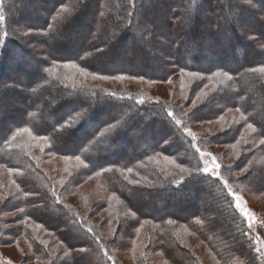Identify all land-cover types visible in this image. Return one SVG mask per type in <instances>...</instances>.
I'll return each mask as SVG.
<instances>
[{
  "label": "trees",
  "instance_id": "1",
  "mask_svg": "<svg viewBox=\"0 0 264 264\" xmlns=\"http://www.w3.org/2000/svg\"><path fill=\"white\" fill-rule=\"evenodd\" d=\"M87 1H50L51 16L43 24L52 63H72L96 77L175 82L169 101L127 91L93 93L78 86L67 90V96L53 91L52 85L38 88L45 77L39 74L33 87L26 85L21 94L16 91L18 82L13 84L8 75L19 69L27 77L31 74L23 60L28 52L18 46L21 59L7 67L4 60L10 50L6 45L0 49V105L7 107L15 100L31 108L18 110L23 120L12 119L0 132V169L8 173L5 180L0 178V196L7 184L18 190L1 204L0 223L11 214L6 221L15 226L5 233L19 248L20 240L27 245L22 263L207 264L196 254L193 237L218 264L254 263L252 231L234 209L222 181L196 171L203 162L193 145L202 152L220 147L221 177L257 199L264 196V73L259 70L264 66V14L252 8L262 9L264 0H235L232 6L228 0L227 5L219 0H135L133 5L129 0L122 5L106 0L109 4L101 11L104 1H99L92 11L97 29L79 42L82 51L57 52L60 41L55 39L77 26ZM187 4L201 10L189 17L188 26L182 22ZM223 7L243 13L250 27L243 30V20L236 21L234 12L232 21L223 23ZM11 29L22 40L19 26L11 24ZM233 29L239 31L238 44L228 42L237 39ZM120 61L124 66H115ZM34 66L40 72V64ZM7 94L16 97L9 100ZM141 99L145 103H138ZM68 122L71 128L64 127ZM87 123L94 128L83 134ZM113 124L114 131H105ZM188 125H206L208 134L196 133L193 142ZM24 126L32 134L13 140L14 131ZM40 136L48 146L43 151L37 143L31 146L28 138ZM46 154L63 161L79 156L83 164L77 161L66 172L45 169ZM165 157L194 174L184 173V182L177 185L173 180L180 179L179 169ZM88 183L95 189L81 190ZM0 246L7 245L0 240Z\"/></svg>",
  "mask_w": 264,
  "mask_h": 264
},
{
  "label": "rangeland",
  "instance_id": "2",
  "mask_svg": "<svg viewBox=\"0 0 264 264\" xmlns=\"http://www.w3.org/2000/svg\"><path fill=\"white\" fill-rule=\"evenodd\" d=\"M50 1L51 0H0V16L4 17V20H0V49L4 48V46L6 45L5 47L8 49L7 51L9 52L10 50L9 55L4 60L5 63L7 62L6 66L8 67L11 64V62H13L14 60L21 59L18 53L20 52L18 46L21 49H25L28 52V55H24V56L22 55V56L25 57L23 58V60L25 61L24 66L31 70V74H29V76L27 77L25 73L23 72V70L19 69L17 70L18 72H15L14 74L11 72L8 75L9 79L11 80L13 84L15 83L17 84L18 82V85L20 86V88L18 86L16 87L17 89L16 91L18 93L22 94L24 90L26 89V85L30 86V88L33 87L32 84L34 85L33 82L35 81L36 75L40 74L43 76L44 74L45 77L44 78L41 77L40 80L38 81V84H37L38 88L45 87L47 85H52L53 91L55 90L57 92L59 91L61 94H66L67 96H69V94L66 93L67 90H72L74 86H78L80 88L88 89L89 91H92L93 93H99L100 91H104L107 94L108 93L115 94L116 91H121V93L127 91L129 93H138V95H141L142 97L144 96L147 99H152L153 101L162 100V99L165 101H169V98H170L169 90L170 88H172V86H174L173 85V83L175 82L174 80H171V83H172L171 85L170 84L163 85V84H159L156 82L144 83V81L143 82L134 81L132 79L129 80L126 78L124 79H100L99 77H97L93 79V76L83 75L77 72L76 69L74 68L65 67V65H72V63H63L60 66L57 65V63H54V62L52 63V61L50 60L49 57H47V54H46V51L50 49V45L47 42L48 41L47 30H46L47 27L45 28L46 25L44 26L43 24V22L49 19L50 18L49 16H51V13L49 10L51 6ZM55 1H58V0H55ZM99 1L100 3L104 1V3L102 2L99 7L100 11H101V8H103L106 4H109V2L107 3L108 0L107 1L106 0L87 1L85 4L86 5L84 9L85 11L81 10V12H79L78 14L79 17L81 16V20L79 21L77 26L75 25V27L67 31L66 34L62 35L61 37H57L55 39L56 42H58V40L60 41L58 46L55 47L56 48L55 50L58 49L57 52L65 55L66 53H69V52L77 53L79 49L82 51L83 48L81 44L79 45V42H82L83 40H87L88 39L87 37L88 36L90 37L89 34H91V30L97 29V27H95L96 26L95 22H93L96 14L93 13L92 11L94 10V7L96 4L99 5ZM129 1L131 5H133L135 2V0H129ZM195 1L196 0H190L191 3L192 2L195 3ZM219 1L222 3V5H225V4L227 5L225 0H219ZM228 1H229L228 4L230 6H232L233 3L235 2V0H228ZM116 3L122 5L123 0H117ZM252 8L264 14V2L262 4V9L261 8L259 9L256 6L255 7L252 6ZM232 10L233 9L231 8L223 9V12H222L223 13V16H222L223 23L232 21L233 19L232 14L234 12ZM199 12H201V10H198V8L187 4L185 14L183 15V18L185 21H182V22H184L185 25L188 26L187 21L189 20V17H195L196 14ZM239 13L240 12L238 11L234 12L235 14L234 19L237 18L236 21L239 20L238 18L243 20L242 29L247 30V28L250 27L251 22L249 21V23L245 24L243 13H240V14ZM202 15L203 14H200V16ZM11 24H15L16 26H19V30L20 29L22 30L21 31V35L23 36L22 40H19L17 37H15V31H13L14 29H11ZM5 32L7 33L6 37L4 36ZM232 33L237 36V39H235L234 41H228V42H230L231 44H234V43L238 44V42L242 41L240 39L239 31H236V30L234 31L233 29ZM231 34L229 35L226 34L225 38L229 39L228 37L230 36V40H231V36H232ZM8 38L10 39L11 43L6 44V40ZM24 38H25V41L27 42L23 41ZM30 39L31 41H28ZM16 42H19V43H16ZM222 47L225 50H228L227 45L222 46ZM54 54L57 55L56 52ZM34 56H36V58ZM34 63H38V65L40 64V67H39L40 72L38 68H35ZM115 64H117L115 66H118V67L124 66V63H122L121 61ZM200 64L206 67L205 64L203 63H200ZM134 66L138 68L139 64L138 65L136 64ZM7 67L4 69L6 73L8 72ZM6 87L9 89L15 88L14 85H10V86L6 85ZM30 92L33 93L34 92L33 89H31ZM6 97L9 100H12L13 97L15 98L16 96L7 94ZM13 101L15 100H12L11 105L7 107H2L0 105V132L2 128L7 127L9 123H12L14 119H15V122H19V121L21 122V119L23 120V117L21 116L18 110H21V112H25L31 109V108L28 109V106L26 107L24 105H20L21 104L20 101L18 103L13 102ZM172 104L175 106L176 102H172ZM8 115H11V119L7 118ZM24 127H27L30 129L29 126H24ZM93 128H94L93 125L89 123L85 124V126L82 127L84 131L83 134L85 133L89 134V132ZM188 128H189L188 133L189 132L191 133V135L189 136L192 138L193 142L196 141V138H197L196 133H200L202 135L208 134L206 125H188ZM19 129L15 130L14 134ZM25 134L27 136L29 135L27 133ZM28 138L30 140L31 146H34V144L37 143L39 144L40 149L43 148L44 150L45 148L46 150V148H48V146H46L42 142V140L44 141L46 139H39V138L35 139L32 137H28ZM25 144L26 143H24L23 145ZM19 146H21V144ZM84 151H87V148ZM204 153H210L211 157L215 158L216 163H218L217 159L218 158L221 159L224 154L223 150L220 147H214L209 152L205 151ZM44 158L47 161L45 162L43 168L47 169L48 167L49 168L52 167L53 171L58 170V172H66L68 169H70V167H73V165L78 164L77 160L63 161L60 159H56L55 157H52V155L50 154L44 155ZM204 159H208L209 167H213L212 160L208 156H204L202 158V162ZM109 160L113 161L114 158H109ZM7 174L8 173H6V171H2L0 169V178H4L5 180L7 177ZM224 178L222 177L221 181L226 180ZM229 187L231 188L232 192L235 193V195H239L241 197V200L243 201L242 207H244L247 211L253 214L251 219L245 217L244 214L240 212L239 209L235 208L234 196L230 195L232 198L234 209L237 211L239 216L243 218L246 226L248 227L249 224H252L253 227L251 231H252L254 241H255L257 234L261 235L262 242L259 246L264 247V209H263L264 208V196L260 199H257L245 193L243 188L240 185H237L234 188L229 184ZM80 188L81 190H86L90 192L95 189V186L92 185L91 183H88L87 185L82 186ZM234 189H236V191H234ZM16 191L18 190L17 188L14 187V185L12 184H7V186L5 185L3 187L4 195L0 196V207H1V204L3 205L6 199L11 201V199L9 198H11V195L13 194V192H16ZM10 216L11 214H6L1 218L3 220L0 223V231H1L0 240H2L7 246H0V262L2 263L8 262L10 264H43L38 261L32 262V263L31 262L22 263V259L24 258L25 255H27L29 249L27 245L23 243L22 240L18 241V243L21 245L20 248L16 244H13L14 240H12V238L7 236L8 233H5V231H8L11 228H14L15 226L9 223L8 221H6ZM193 238H192V242H194V244L197 245L195 248V252H197L196 254H198L203 259V262L207 264H218L215 261L212 253L207 251L208 250L207 248H205L204 250L203 249L204 246L194 241ZM253 252H254L253 253L254 263L252 264H264V258L258 257V254L255 253V250ZM241 264H244V263H241Z\"/></svg>",
  "mask_w": 264,
  "mask_h": 264
},
{
  "label": "snow or ice",
  "instance_id": "3",
  "mask_svg": "<svg viewBox=\"0 0 264 264\" xmlns=\"http://www.w3.org/2000/svg\"><path fill=\"white\" fill-rule=\"evenodd\" d=\"M246 2H250V0H246ZM64 11H66V9ZM0 20H4V17L3 16H0ZM4 36L5 37L7 36V33L6 32L4 33ZM65 67L74 68V69H76L77 72H79V73H81L83 75H88L89 74V73H87L85 71V69L79 68L75 64L65 65ZM259 70H260V72L264 73V66H261ZM192 75H195V74H192ZM216 75L219 76L221 74L220 73H216ZM223 75L225 77H227L228 79H231V76L227 72L223 73ZM95 78H97V77L95 75H93V79H95ZM99 78L100 79H109L110 77L100 76ZM114 78L115 79H124L123 76H117V77H114ZM132 79H136V77H132ZM139 79H143V77H140ZM170 82L171 81H169V83ZM33 91H35V89H33ZM110 95H113V94H110ZM201 95H203V93ZM138 103L143 104L144 103V99L139 100ZM237 111H239V109H237ZM167 116L168 117H173V113L172 112H168L167 113ZM221 119H223V117H221ZM175 123L177 125H179L181 123V121L180 120H175ZM72 126H73V123L72 122H68V123H66L64 125L65 128H71ZM248 127L250 129H252L253 131H255V129L253 128V125L249 124ZM115 128H116V125L113 124L108 129H106L105 131H114ZM25 133H27L29 135L32 134L29 128L23 127V128H20L15 133V135L12 137V139L15 140L17 136H21V135H23ZM188 134L191 135L190 132ZM100 135L101 136H104L105 135V132H101ZM39 139H45V137L44 136H40ZM261 143L264 144V140H262ZM193 147L195 149V152L196 153H199L202 158L204 156H208L212 160V163H213V167H209V160L208 159H204L203 160V167L202 168H199L198 167L196 169V171L197 172H202L203 174H206L208 176L215 177L216 181L217 182H220L222 180V177H221L220 171H219L220 168H221V165L215 162V158L214 157H211V154L210 153H204V152H202L201 149L199 147H196L195 145H193ZM41 151H43V148L41 149ZM76 160L79 163L83 164V161L80 159L79 156H76ZM165 160H167L170 165H174L175 168L179 169V172L181 174L180 179L179 180H175V178H174V180H173V182L176 183L177 185H179V184H181V183L184 182V179H185V177L183 175L184 173H188L189 176H192L194 174L191 170L182 167L180 164H177L174 160H170L167 157H165ZM105 171H109V169H106ZM128 171L131 172L132 169L129 168ZM168 174L169 175H173V173H171V172H169ZM222 182H223V187L228 190V195L234 196L235 208L239 209L240 212H242L245 217L251 219V217H252L253 214L251 212L247 211L244 207H242L243 201L241 200V197L239 195H235V193L232 192L231 188L229 187V181L228 180H223ZM53 195H55V193H53ZM168 223L171 224L172 221L169 220ZM196 223L197 224H200L201 221L200 220H197ZM252 227H253L252 224H249V226H248L249 231L252 230ZM88 232L91 233L92 232V229H88ZM94 239H96L95 236H94ZM261 242H262V237L259 234L256 235L255 241H251L250 240V243H253L254 244V250H255V253L258 254V257L264 258V247H260L259 246L261 244ZM80 251L83 252V251H86V249H80ZM105 254L107 255V253H105ZM108 259L111 260L112 257L111 256H108Z\"/></svg>",
  "mask_w": 264,
  "mask_h": 264
}]
</instances>
